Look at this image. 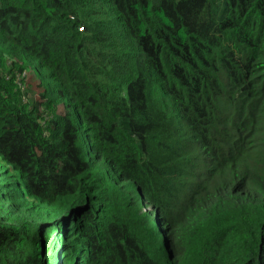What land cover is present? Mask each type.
<instances>
[{
	"label": "trees",
	"instance_id": "obj_1",
	"mask_svg": "<svg viewBox=\"0 0 264 264\" xmlns=\"http://www.w3.org/2000/svg\"><path fill=\"white\" fill-rule=\"evenodd\" d=\"M0 264H264V0H0Z\"/></svg>",
	"mask_w": 264,
	"mask_h": 264
},
{
	"label": "rangeland",
	"instance_id": "obj_2",
	"mask_svg": "<svg viewBox=\"0 0 264 264\" xmlns=\"http://www.w3.org/2000/svg\"><path fill=\"white\" fill-rule=\"evenodd\" d=\"M26 85H29L36 91V86L38 85L35 81L32 80L30 75H27L26 77Z\"/></svg>",
	"mask_w": 264,
	"mask_h": 264
}]
</instances>
